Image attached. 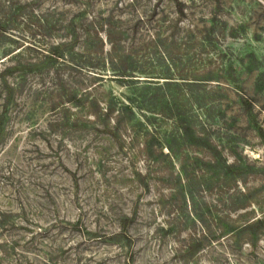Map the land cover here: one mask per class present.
<instances>
[{"label":"rangeland","instance_id":"1","mask_svg":"<svg viewBox=\"0 0 264 264\" xmlns=\"http://www.w3.org/2000/svg\"><path fill=\"white\" fill-rule=\"evenodd\" d=\"M0 26V81L17 85L0 83V264H264V224L245 227L264 218V0H0ZM73 36L75 65L4 74ZM129 52L146 76L202 80L176 96L205 94L203 140L174 163L164 130H114L89 99L129 93L111 63Z\"/></svg>","mask_w":264,"mask_h":264},{"label":"trees","instance_id":"2","mask_svg":"<svg viewBox=\"0 0 264 264\" xmlns=\"http://www.w3.org/2000/svg\"><path fill=\"white\" fill-rule=\"evenodd\" d=\"M1 27V26H0ZM3 34H8V32L2 27L0 28ZM96 41V40H95ZM76 40L73 37H70L67 40H63L61 42L52 43L47 50H44V54L41 58H36L34 61H27L26 66L23 65L21 61L15 62V66H5L3 70L4 74L9 73V71L14 69H23L35 67L37 72L42 71L43 67L46 65H51L54 61L62 60L64 63H72L71 66L75 65L72 61H74L75 57L80 56L76 50L72 47ZM97 43L102 45L101 39L98 37ZM72 48V49H71ZM91 49V50H89ZM88 53V55H95L99 53L106 54L107 52H103V47L100 52L97 53L92 48H88V50H84ZM111 54V53H110ZM131 55L133 52H129L128 54H121L115 58L114 63L115 74L118 75L112 77L115 79V82L121 86H125L129 93L125 97H121L120 95L112 94V97L103 102L99 98L92 97L90 95V100L94 102L95 106H99V104L105 103V107L102 108V111L105 112V116L108 117L115 123L114 130H117V120L122 119L125 115L131 117L132 121H137L138 124L144 127V131L147 135L151 134V138H155V136H159L158 131L164 130L162 132V136L159 139L160 152H163L170 161L174 163V155L177 152H180L182 149L187 152L186 148L188 147H196V143L201 142L203 133H200L198 130L200 121L197 116L193 113L191 106H200L205 105L203 103L205 94L196 93L194 94L195 98H177V92L180 93L183 91L181 83H187L188 85L192 84H201L202 80L193 79L186 80L185 78H180L177 75L166 74L162 75L159 72H153L151 75L157 76H146L144 72H140V68L136 66V64L132 61ZM69 59V60H67ZM102 66H106L107 59L101 61ZM113 66V64H112ZM93 67V66H92ZM94 69V68H93ZM92 71V70H91ZM103 72L104 70H100ZM142 71V70H141ZM90 77L94 79H103V74H88ZM93 75V76H91ZM26 74L20 76V78H16L17 82H23ZM135 77H142L144 80L143 84H139L134 81H139V79H134ZM164 79L162 81L161 79ZM129 80H132L130 82ZM114 81V80H113ZM129 82V83H128ZM1 84L5 86V88L9 89L11 92L13 89L17 87L15 82L9 81L8 79H2L0 81ZM60 83H62V78H60ZM128 83V84H127ZM66 84L64 80V85ZM167 84H172L177 86L176 91L171 94L170 97H166L162 92L163 88ZM63 85V86H64ZM65 87V86H64ZM187 91V89H186ZM202 91V90H201ZM200 91V92H201ZM69 93V99H72L71 104L76 105L75 101L81 100L83 97L87 96L86 94L78 95L75 90H73L70 94V91H66ZM74 92V93H73ZM11 94L6 93L2 98L3 110L0 112V129L3 130L2 124L5 122L7 118V112L4 108L8 105L11 100V97L8 96ZM85 95V96H83ZM188 95V91H187ZM66 97V96H64ZM68 99V98H67ZM74 99V100H73ZM69 103V102H68ZM193 108V107H192ZM150 109V110H148ZM141 113H139V112ZM144 113V114H143ZM115 115V120L111 117V115ZM141 117H140V116ZM160 116V117H159ZM139 117V118H138ZM161 119L166 120L167 127L162 129V125L159 126L153 123V120H158L162 123ZM189 151V150H188ZM197 160V159H195ZM234 164H228L227 168H234ZM185 171V170H184ZM264 224V218H256L251 221V223L246 224L245 227L252 226H261Z\"/></svg>","mask_w":264,"mask_h":264}]
</instances>
